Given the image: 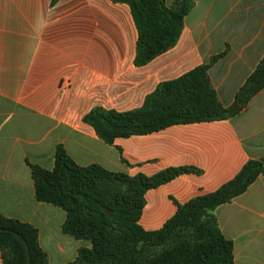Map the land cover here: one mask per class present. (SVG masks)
I'll use <instances>...</instances> for the list:
<instances>
[{"label": "crops", "instance_id": "0c3cea01", "mask_svg": "<svg viewBox=\"0 0 264 264\" xmlns=\"http://www.w3.org/2000/svg\"><path fill=\"white\" fill-rule=\"evenodd\" d=\"M175 0H165L170 8ZM171 49L134 65L137 32L130 9L110 0H0V215L33 226L48 264H68L87 240L62 232L66 212L34 197L28 164L52 171L62 146L79 167L129 177L187 168L144 193L138 225L157 231L177 206L231 181L264 159V88L236 116L174 125L102 141L82 119L92 109H139L164 82L214 56L207 75L230 107L264 56V0H190ZM213 215L232 242V264H264V175ZM1 264V255H0Z\"/></svg>", "mask_w": 264, "mask_h": 264}, {"label": "trees", "instance_id": "16d2710c", "mask_svg": "<svg viewBox=\"0 0 264 264\" xmlns=\"http://www.w3.org/2000/svg\"><path fill=\"white\" fill-rule=\"evenodd\" d=\"M58 0H51L54 5ZM129 7L137 32L134 65L142 67L176 44L190 0H110ZM219 56L181 77L159 84L136 110L116 113L95 108L82 121L111 144L118 138L148 135L165 128L228 120L240 113L264 88V56L237 91L233 104L223 108L207 71ZM39 203L66 212L64 234L87 240L68 264H232V242L221 234L214 210L246 192L264 175V159L248 161L239 173L216 191L198 196L177 210L161 229L144 231L138 221L144 193L192 169H166L152 177L111 173L97 165L77 166L57 146L52 171L28 164ZM1 264H48L33 226L0 215Z\"/></svg>", "mask_w": 264, "mask_h": 264}]
</instances>
